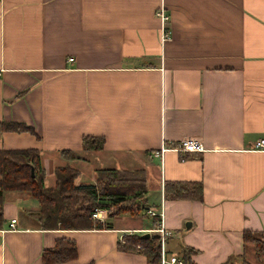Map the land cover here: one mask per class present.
I'll use <instances>...</instances> for the list:
<instances>
[{
  "label": "crops",
  "instance_id": "crops-1",
  "mask_svg": "<svg viewBox=\"0 0 264 264\" xmlns=\"http://www.w3.org/2000/svg\"><path fill=\"white\" fill-rule=\"evenodd\" d=\"M1 122L33 130L0 132V150L36 149L45 187L63 165L75 184L100 169L141 179L144 208L169 233L166 255L190 248L192 264H264L241 239L264 233V144L253 147L264 141V0H0ZM83 136L103 148L82 151ZM185 140L202 151L150 154ZM110 155L128 168L108 165ZM166 182H195L201 198L172 199ZM36 211L24 193L3 194L1 229L14 219L15 230L0 234V264H40L60 237L76 255L57 264H146L116 242L157 233L146 214L135 226H116L121 215L105 219L110 229L40 230Z\"/></svg>",
  "mask_w": 264,
  "mask_h": 264
},
{
  "label": "trees",
  "instance_id": "trees-1",
  "mask_svg": "<svg viewBox=\"0 0 264 264\" xmlns=\"http://www.w3.org/2000/svg\"><path fill=\"white\" fill-rule=\"evenodd\" d=\"M0 132L35 134L30 127L21 123L1 122ZM82 151H96L103 148L101 137H81ZM65 160H73L76 155L70 151H60ZM32 167L33 176L29 169ZM53 184L43 185V170L40 167L36 149L0 150V229L2 226L1 207L5 192H20L37 203L35 223L40 230H91L110 229V223L98 222L90 218L93 208L103 209L106 219L121 215L136 216L144 214V184L141 179L126 177L115 169L96 171L90 184H75L77 171L68 165L53 169ZM164 194L172 199L200 200V186L195 182L164 184ZM156 218L151 217L150 229H155ZM242 243H252L256 254L264 255V233H242ZM116 249L122 252H135L142 255L146 264H157L159 260V236L149 232L146 238L140 234H122L116 242ZM194 252L183 248L180 259L183 264H192L189 256ZM73 241L64 237L57 238L51 248L40 253V264L63 263L75 258ZM86 264H93L88 262ZM221 264H234L228 258ZM241 264H249L243 261Z\"/></svg>",
  "mask_w": 264,
  "mask_h": 264
},
{
  "label": "built area",
  "instance_id": "built-area-1",
  "mask_svg": "<svg viewBox=\"0 0 264 264\" xmlns=\"http://www.w3.org/2000/svg\"><path fill=\"white\" fill-rule=\"evenodd\" d=\"M155 15L158 17L160 23H161V35L160 39L164 40L168 36V30H167V25L166 21L168 19L167 14L163 11L161 6H158L155 11ZM70 60V58H68ZM264 144V141L262 139L257 140L254 143V148H261ZM167 150H172L177 153H190V152H200L202 151V146L192 140H185L181 141L176 144L172 145H163L160 144L159 147L155 150L152 151L151 156L153 157H161L162 153L167 151ZM144 214L150 217H157L159 218V213L156 214L151 208H145L144 209ZM90 218L97 220L98 222H103L106 219V212L103 209L99 208H93L92 212L90 213ZM160 219L157 220V228L154 229L158 233L159 236V260L157 264H183V261L180 258H177L172 255H166L165 251L163 250V243L164 239L166 236H168V232L163 231L159 225ZM14 219H10L7 223L6 228L0 229V234L3 233L4 231H13L15 230L14 228Z\"/></svg>",
  "mask_w": 264,
  "mask_h": 264
},
{
  "label": "rangeland",
  "instance_id": "rangeland-1",
  "mask_svg": "<svg viewBox=\"0 0 264 264\" xmlns=\"http://www.w3.org/2000/svg\"><path fill=\"white\" fill-rule=\"evenodd\" d=\"M91 156V155H90ZM108 165H119L120 163H122L123 166H125L126 168H128V166H126L125 163H123V160H120L117 156H113V155H110L109 157V160H108ZM78 179L76 178L74 180V183H77ZM14 193V192H12ZM24 203V202H22ZM144 211V210H143ZM108 220V219H107ZM106 221V220H105ZM107 222V221H106ZM143 224L145 223V221L140 218L139 216L138 217H132V216H125L123 219L121 220H117V223L115 224L116 226H135L137 224ZM165 241V240H164ZM164 248L166 246L165 242H164ZM167 247V246H166ZM260 255V254H259Z\"/></svg>",
  "mask_w": 264,
  "mask_h": 264
},
{
  "label": "water",
  "instance_id": "water-1",
  "mask_svg": "<svg viewBox=\"0 0 264 264\" xmlns=\"http://www.w3.org/2000/svg\"><path fill=\"white\" fill-rule=\"evenodd\" d=\"M29 175H30V177H32L33 176V169H32V167H30V169H29ZM148 236V233H142V234H140V238H146Z\"/></svg>",
  "mask_w": 264,
  "mask_h": 264
}]
</instances>
